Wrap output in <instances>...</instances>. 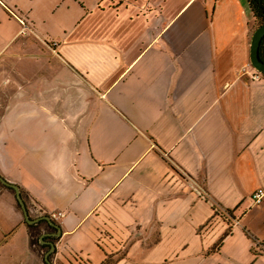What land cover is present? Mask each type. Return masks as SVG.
<instances>
[{
  "label": "crops",
  "instance_id": "obj_1",
  "mask_svg": "<svg viewBox=\"0 0 264 264\" xmlns=\"http://www.w3.org/2000/svg\"><path fill=\"white\" fill-rule=\"evenodd\" d=\"M255 21L246 0H0V176L61 228L51 252L0 183V264H264Z\"/></svg>",
  "mask_w": 264,
  "mask_h": 264
},
{
  "label": "water",
  "instance_id": "obj_2",
  "mask_svg": "<svg viewBox=\"0 0 264 264\" xmlns=\"http://www.w3.org/2000/svg\"><path fill=\"white\" fill-rule=\"evenodd\" d=\"M264 37V24L259 26L254 34L253 37L251 38V53H250V61L252 66L256 69L257 72H259L260 74H264V61L261 60L260 58V47H261V43H262V39ZM0 183H2L5 186L11 187L14 189L15 191V196H16V200L18 201L19 205L21 206L22 210H23V215L25 217V220L27 223H29V225H34L37 224L39 222H41L42 220H46V222H48V224L51 227H54L58 230V233L60 234V226L57 225L50 217H46V216H42L36 219H32L30 216V211L22 197V190L18 185H14V183H10L7 182L5 179H3V177L0 176ZM44 237V236H43ZM55 243H50V250L51 252H53L55 250ZM51 252L48 254L47 258H46V263L47 264H52L49 256L51 254Z\"/></svg>",
  "mask_w": 264,
  "mask_h": 264
},
{
  "label": "rangeland",
  "instance_id": "obj_3",
  "mask_svg": "<svg viewBox=\"0 0 264 264\" xmlns=\"http://www.w3.org/2000/svg\"><path fill=\"white\" fill-rule=\"evenodd\" d=\"M25 22V20H24ZM24 22H22V31L20 32L21 34H26L28 33L27 31H29V27H25L24 25ZM260 74V73H259ZM11 76V75H10ZM9 78H7V74H4V79L3 81H6L8 80ZM12 79V77L10 78ZM13 88L12 87H6V85H3V87L0 88V96H6V95H13ZM62 125H64L65 127H67L68 124L66 123H63ZM64 145V147H66V142L64 141L63 144H62V141H60V147H62ZM26 179H27V176H26ZM25 179V180H26ZM33 207H35L33 205ZM32 218H37V217H40V215L38 213H32ZM262 215L258 214V216H252L250 219H249V223L253 226V228L258 231L259 233L261 232V230H263L264 226L262 224ZM224 220L227 222V225H228V231H232V229L239 223V216H236V215H233V216H226L224 217ZM211 226V227H210ZM209 226L208 229H211L212 226H213V223ZM39 231L34 229L32 231L33 235H34V240L33 242L36 244V246L40 245V241H39V238H40V235L38 233ZM255 253H264V248L258 243L256 242L255 246ZM48 248L45 250V253L48 252ZM52 260H53V256H52ZM115 261L110 257H108L107 261L105 264H114ZM73 264V263H72Z\"/></svg>",
  "mask_w": 264,
  "mask_h": 264
},
{
  "label": "trees",
  "instance_id": "obj_4",
  "mask_svg": "<svg viewBox=\"0 0 264 264\" xmlns=\"http://www.w3.org/2000/svg\"><path fill=\"white\" fill-rule=\"evenodd\" d=\"M246 1L248 3L249 9H250L254 19L256 20L255 21L256 27L258 28L259 26L264 24V0H246ZM259 55H260L261 60L264 61V37L262 39ZM262 75L264 76V74H262ZM11 190H13V189H11ZM228 213L231 214L232 212L228 211ZM29 227L35 228L34 226H29ZM231 233H232V231H229L227 234H225V237H228ZM222 241H223V239L221 240V243H222ZM255 254H257V253H255Z\"/></svg>",
  "mask_w": 264,
  "mask_h": 264
},
{
  "label": "flooded vegetation",
  "instance_id": "obj_5",
  "mask_svg": "<svg viewBox=\"0 0 264 264\" xmlns=\"http://www.w3.org/2000/svg\"><path fill=\"white\" fill-rule=\"evenodd\" d=\"M2 184V183H1ZM3 185V184H2ZM3 186H5V185H3ZM5 187H8V186H5ZM8 188H11V187H8ZM11 189H13V188H11ZM13 191H14V189H13ZM15 192V191H14ZM22 194H23V192H22ZM24 195V194H23ZM22 195V197H23V199H24V196ZM24 201H25V199H24ZM18 202V201H17ZM25 203H26V201H25ZM19 204V203H18ZM27 205V204H26ZM21 207V206H20ZM28 207V206H27ZM22 209V208H21ZM29 209V208H28ZM29 211H30V209H29ZM30 213V212H29ZM31 216V215H30ZM42 216H46V217H50V216H47L46 214H44V215H42ZM42 216H40V217H42ZM31 218H32V216H31ZM39 218V217H38ZM51 218V217H50ZM32 219H36V218H32ZM52 219V218H51ZM53 220V219H52ZM26 221V220H25ZM54 221V220H53ZM44 222H46V220H42L41 222H39V223H37V224H34V225H29V226H34L35 228H38V225H40L41 223H44ZM55 222V221H54ZM56 223V222H55ZM29 224V223H28ZM46 224H47V226H48V229H47V231H48V233L46 234H43V236L44 235H46L47 237H49V240H50V242H48V246H49V249H50V243H55L56 244V240H57V237H58V230L56 229V228H54V227H51L49 224H48V222H46ZM57 224V223H56ZM58 225V224H57ZM41 237V240H43V241H45V239H44V237Z\"/></svg>",
  "mask_w": 264,
  "mask_h": 264
},
{
  "label": "built area",
  "instance_id": "obj_6",
  "mask_svg": "<svg viewBox=\"0 0 264 264\" xmlns=\"http://www.w3.org/2000/svg\"><path fill=\"white\" fill-rule=\"evenodd\" d=\"M25 25V24H24ZM25 27H27L25 25ZM259 75H257L256 77H254L255 80H258ZM253 199H254V204L258 205L261 204V202H263L264 200V189L259 188L253 195ZM54 216V215H53Z\"/></svg>",
  "mask_w": 264,
  "mask_h": 264
}]
</instances>
